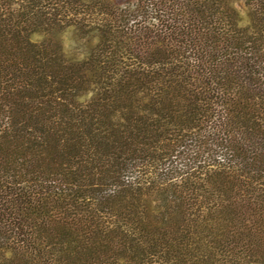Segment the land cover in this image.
I'll return each instance as SVG.
<instances>
[{
	"label": "trees",
	"instance_id": "obj_1",
	"mask_svg": "<svg viewBox=\"0 0 264 264\" xmlns=\"http://www.w3.org/2000/svg\"><path fill=\"white\" fill-rule=\"evenodd\" d=\"M0 264H264V0H0Z\"/></svg>",
	"mask_w": 264,
	"mask_h": 264
},
{
	"label": "rangeland",
	"instance_id": "obj_2",
	"mask_svg": "<svg viewBox=\"0 0 264 264\" xmlns=\"http://www.w3.org/2000/svg\"><path fill=\"white\" fill-rule=\"evenodd\" d=\"M117 3H122V2H124V1H126V0H115Z\"/></svg>",
	"mask_w": 264,
	"mask_h": 264
}]
</instances>
